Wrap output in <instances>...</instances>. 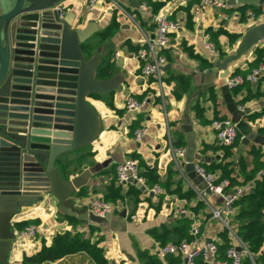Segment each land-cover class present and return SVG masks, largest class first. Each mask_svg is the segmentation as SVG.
<instances>
[{"label": "crops", "instance_id": "0c3cea01", "mask_svg": "<svg viewBox=\"0 0 264 264\" xmlns=\"http://www.w3.org/2000/svg\"><path fill=\"white\" fill-rule=\"evenodd\" d=\"M115 1L118 2L119 8H111L109 0H98L93 11L88 10L87 0H71L68 3V11L75 13L76 22L80 18L79 14L83 15L81 27L93 20L98 24L99 29H102L115 16L119 26L109 38L95 44L92 52L101 48L103 59L109 58L114 65L113 73L123 76L122 84L111 94V99L110 93L99 99L91 96L86 98L88 105L99 116L100 132L91 144L79 148L80 152L73 151L75 155L88 152L89 156L87 159L83 158L80 165L73 166L69 177L80 173L83 166H87L92 176L85 186L73 194L76 203L87 209L86 204L92 196L99 195L105 200L109 187L113 185L122 195L108 201L117 204V209L111 214L110 220L100 224L89 220L80 221L77 218L79 222L71 224L66 219L68 215L61 212L52 200L43 201L19 213L13 218V230L16 233H21L27 225L20 229L16 222L27 220H36L30 224L39 225L40 232L25 244L22 243V236H17L10 254V264H21L23 254L35 253L43 243L49 245L53 236L63 231L81 232L92 240L99 238L98 246L103 249L104 257L110 264H139L136 257L138 249H146L153 253L155 246L160 244L147 230L160 224L172 223L180 217L188 218L177 213L181 206L196 214L198 228L206 240L215 237L221 242L220 233L225 228H222L220 221L218 225H213L214 219L210 218L209 207L198 199L193 187L199 188L200 181L194 170L186 168L188 162L183 164L180 170L172 162V147H176L173 145L176 142L178 147L186 149L185 157L188 159L186 134L181 129L183 115L175 102L188 96L200 86L201 76L213 67L211 61L216 58L205 48L206 39L214 43L220 52L218 59H221L235 48L249 26L263 20L260 16L261 5L234 4L218 9L212 6L201 7L199 0L188 2L154 0L162 3L157 12H154L152 6L143 0ZM141 3L147 4L146 12L139 8ZM252 7H256L257 12ZM251 11L254 12V17L250 15ZM158 13H164L168 18L179 21L180 27L169 36L171 46L162 51L166 64L162 69L160 82L155 77L144 81L139 77L142 62L135 58L134 54L141 47L144 36L153 35L156 26L154 17ZM218 30L221 32L215 34L212 40L210 33H216ZM227 34L232 36L231 39ZM257 47L264 48L261 44ZM254 50L230 67L231 76H244L264 61L263 56L258 64H254ZM116 53H118L117 57ZM178 75L190 78L188 90L183 93L179 91L182 93L180 97L174 95L178 82L173 77ZM210 91L214 93L215 101L210 99ZM125 95H131L138 100L146 98L147 105L138 111H128L123 105ZM230 97L239 110H247L241 119L249 126L252 137L244 148L246 154L240 155L236 160L232 158L233 173L236 174L239 182L235 185H241L246 182L243 181V173L239 172L237 160L242 159L249 165L251 156L247 151L251 146L259 148L261 158L264 160V72L255 82L245 81L231 88ZM194 104L202 110V121L192 109ZM189 114L193 144V150L190 152L191 162L203 167L217 163L223 151L215 143L211 121L214 118H232L227 108L225 94L218 86L209 88L207 92L200 93L191 101ZM132 123L136 125L133 126ZM141 126H145L147 130L144 136L136 141L134 131ZM238 132L239 145L244 134L239 130ZM238 145L232 149L233 154H236ZM133 155L137 156L139 165L140 161H143V164L155 170L162 189L160 193L145 192L137 185L143 191L138 197L140 201L134 210H132V200L128 199L126 193L115 183L116 165L126 158H135ZM140 168L143 169V165H140ZM215 173L219 174V171L216 170ZM178 186L182 191L190 190L193 195L190 198L179 197L174 193ZM207 201L211 207L221 204L220 199L215 196H209ZM198 202H202L203 207L195 210ZM122 210L126 211L124 216L120 215ZM191 226L192 221L190 232ZM89 227H93V231ZM252 263L254 264L253 260ZM36 264H93V262L86 253L78 252L56 261Z\"/></svg>", "mask_w": 264, "mask_h": 264}, {"label": "water", "instance_id": "95a60500", "mask_svg": "<svg viewBox=\"0 0 264 264\" xmlns=\"http://www.w3.org/2000/svg\"><path fill=\"white\" fill-rule=\"evenodd\" d=\"M62 1L0 0V264H10L20 235L13 230V218L43 201L52 200L61 212L80 221L100 224L111 219V214H94L74 199L73 194L92 176L88 167L65 178L58 162L97 139L100 119L86 98L91 93L104 96L116 91L123 76H96L103 59L98 48L92 52L98 24L90 20L78 26L73 11L59 19L51 8ZM229 3L257 6L264 5V0ZM262 37L264 19L249 26L224 57L213 59L200 86L175 102L183 115L186 168L193 169L190 103L214 86L225 94L231 120L244 134L233 160L246 154L244 148L252 137L241 117L247 110H239L233 102L227 79L230 67L252 52ZM196 177L202 188L200 177ZM125 213L122 210L120 215Z\"/></svg>", "mask_w": 264, "mask_h": 264}, {"label": "built area", "instance_id": "2783aa9c", "mask_svg": "<svg viewBox=\"0 0 264 264\" xmlns=\"http://www.w3.org/2000/svg\"><path fill=\"white\" fill-rule=\"evenodd\" d=\"M71 0H64L55 5L51 10L55 11L59 19H62L68 12V3ZM111 8H119V4L115 0H109ZM186 2L191 0H185ZM230 0H199L201 7L212 6L218 9H223L234 4L229 3ZM98 4V0H87L89 11H93ZM139 8L146 12L148 6L146 3L139 4ZM250 15L255 16L251 11ZM260 16L264 19V5H261ZM155 30L152 36L145 35L142 40L141 47L134 54L142 64L140 67L139 77L142 80H147L150 77H155L160 82L162 69L166 64V58L162 51L169 48V36L172 32H176L180 27V22L168 18L164 13L155 15ZM76 22V21H75ZM77 23V22H76ZM258 44L264 46V37L261 38ZM205 48L215 57H220V52L212 41L208 38L205 41ZM116 57L118 53L115 54ZM264 72V61L254 67L249 73L244 76L234 75L227 79L228 87L234 88L243 82H255L257 78ZM123 105L128 111H138L147 105V99H135L131 95H125ZM211 127L214 132V140L217 145L231 146L238 133L237 125L230 118H214L211 121ZM147 128L141 126L134 131V139L139 141L145 134ZM186 149L184 147H172V162L174 166L180 170L181 166L188 161L185 157ZM193 170L200 177L203 187H193L199 200L205 202L209 207L210 218L219 220L222 228L227 229V237L229 246L225 250V257L219 258L218 239L213 237L206 240L203 234L200 233L198 222H196V214L184 206L178 208L177 213L182 216H187L192 221L191 234L194 239L191 242H168L164 245L157 244L154 248L158 258L164 259L166 255L179 256L182 264H194L196 258L200 257L205 264H243V259L246 256L251 258V254L245 243L236 234V226L232 223L233 216L237 213V205L235 204L241 196L245 195L253 186V180L241 185H231L227 178H220L218 173L207 172L203 166L193 162ZM261 173L258 172L257 175ZM115 183L121 187L123 192H127L131 184L141 186L145 192L160 193L162 191L158 184L147 186L146 178L141 174V168L137 158H126L119 162L115 167ZM208 190V191H207ZM209 196H215L220 199L219 206H212L208 203ZM121 204V203H120ZM87 210L104 216L112 214L117 209V204L104 200L99 195L92 196L87 202ZM264 212V209H263ZM134 217V216H133ZM40 232V227L37 224H27L20 235L23 239V244L36 237ZM236 248H240L237 250Z\"/></svg>", "mask_w": 264, "mask_h": 264}, {"label": "trees", "instance_id": "16d2710c", "mask_svg": "<svg viewBox=\"0 0 264 264\" xmlns=\"http://www.w3.org/2000/svg\"><path fill=\"white\" fill-rule=\"evenodd\" d=\"M143 1H145L147 4H150L154 12H157V10L162 5V3L156 2L154 0ZM252 9L257 12L256 7H252ZM118 26L119 24L115 16H113L108 25L102 29H99L95 33L93 47L95 44L103 42L109 38ZM219 32H221V30H218L216 33L211 32V39L213 40L215 34ZM227 35L228 38L231 39L232 36L230 34ZM84 48L89 52V46L87 44L84 45ZM254 53V64H258L263 59L264 48L257 47L255 48ZM221 56H223V53H221ZM205 65H207L206 61ZM113 70L114 65L110 59H103L97 69L96 76L101 79H107L115 74L113 73ZM173 79L178 82V88L174 91V95L180 97L183 92L188 90L190 78L188 76L178 75L173 77ZM179 91H182V93H179ZM112 93L109 94L110 99ZM89 96L96 99L102 98L101 95L94 93L89 94ZM210 99L215 101V95L212 91H210ZM108 104H110V101ZM192 109L195 110V115L198 117V119L202 121L201 108H199L197 104H194ZM132 125L134 126L136 124L132 123ZM239 138L240 135L238 132L237 137L231 146L218 145V147L223 151L221 159L217 163L204 166L207 172L215 173L216 170L219 171L220 178L229 179L231 185L239 184L236 174L233 173L232 166L234 163L232 160L234 155L232 149L238 145ZM173 145L178 147L177 142L173 143ZM77 151L80 152L78 149ZM247 153L251 156L250 164H245L242 159H238L237 163L239 166V172L243 173V181L247 182L253 180V186L235 203L237 205V213L233 216L232 223H234L237 228L236 234L245 243L252 257V259L249 256L244 257L243 264H253L252 260L254 264H264V160L261 158L259 148L251 146ZM88 156L89 153L84 152L80 155H75L72 158L68 157L64 161H59L58 167L62 175L67 178L70 175L73 166L80 165L82 159H87ZM133 157L137 158L136 155H133ZM140 165H143L141 174L146 178L147 186L150 187L153 184L161 185L154 169L143 164V161H140ZM260 171L261 173L257 175ZM142 191L143 189L138 187L136 184H131L129 186L126 196L133 202L132 210L136 208L138 202L140 201L138 197ZM174 193L179 197L185 198H190L193 195L190 190L182 191L179 186L174 190ZM121 195L122 194L119 192V189L114 188L113 185H111L109 187L108 195L105 196V200H114L118 197H121ZM201 207H203L202 202H198L195 210H198ZM66 219L71 224H76L79 222L73 216H66ZM33 222H36V220L16 222V225L22 229L26 224ZM190 224V219L180 217L175 219L172 223H164L157 227H152L148 229L147 232L154 240L158 241L160 245H164L168 242H191L194 239V236L190 232ZM89 228L93 231V227ZM227 234V229H224L220 233L221 242H219L217 245L219 258L225 257V250L229 246ZM98 242L99 238L92 240L88 237H85L81 232H57L53 236L49 245L43 243L40 249L35 253L23 254L21 264H36L46 261H56L57 259H60L66 255L78 252L86 253L92 260L93 264H110L104 257L103 249L98 246ZM136 257L139 261V264H182L181 258L179 256L166 255L164 259H160L155 253H150L146 249H138ZM194 264L205 263L200 257H198L195 259Z\"/></svg>", "mask_w": 264, "mask_h": 264}, {"label": "rangeland", "instance_id": "374dc122", "mask_svg": "<svg viewBox=\"0 0 264 264\" xmlns=\"http://www.w3.org/2000/svg\"><path fill=\"white\" fill-rule=\"evenodd\" d=\"M79 17H80V18H79V20H78V22H77V25L81 27V25H82L84 19H83V15H82V14H79ZM74 154H75V152H74V153H73V152L68 153V154L66 155V158H68V157H69V158H72L73 156H75ZM218 222H219V220H217V219L214 220V221H213V225H218Z\"/></svg>", "mask_w": 264, "mask_h": 264}, {"label": "bare ground", "instance_id": "6f19581e", "mask_svg": "<svg viewBox=\"0 0 264 264\" xmlns=\"http://www.w3.org/2000/svg\"><path fill=\"white\" fill-rule=\"evenodd\" d=\"M99 50H100V53H103V51H102V49H101V48H100Z\"/></svg>", "mask_w": 264, "mask_h": 264}]
</instances>
